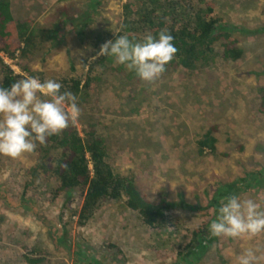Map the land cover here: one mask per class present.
I'll return each mask as SVG.
<instances>
[{"label":"rangeland","instance_id":"rangeland-1","mask_svg":"<svg viewBox=\"0 0 264 264\" xmlns=\"http://www.w3.org/2000/svg\"><path fill=\"white\" fill-rule=\"evenodd\" d=\"M124 1L12 0L15 14L33 19L36 34V47L19 61L47 79L83 74L95 33L119 24ZM212 1L215 14L242 49L238 59H223L217 47L214 62L192 73L179 67L153 82L117 73L93 89L87 104L78 101L79 118L95 123L115 172L134 175L151 200L164 196L190 206L171 211V219L176 218L173 230L162 233L147 227L123 200L103 199L83 226L77 227L73 216L67 229L71 244L57 245L62 232L58 212L63 210L67 221L68 208L76 200L66 208L65 194L52 199L46 189L35 187L29 191L35 207L31 199L20 204L23 170L34 164L35 154L15 159L0 155V264H26L20 258L22 244L47 249L51 264H78L74 246L79 234L99 249L103 242L112 243L115 247L106 251L111 256L120 250L117 264H186L177 252L202 220L197 207L207 204L225 183L263 170L264 116L257 112V87L264 85V0ZM0 56L4 60L6 55L0 51ZM7 60L20 72L16 59ZM75 123L80 131V122ZM211 124L218 125L216 152L198 154L196 140ZM253 182L233 194L264 206V184ZM245 249H253L257 264H264V233L251 239L217 237L193 264H236ZM83 264H89L87 259Z\"/></svg>","mask_w":264,"mask_h":264},{"label":"trees","instance_id":"trees-1","mask_svg":"<svg viewBox=\"0 0 264 264\" xmlns=\"http://www.w3.org/2000/svg\"><path fill=\"white\" fill-rule=\"evenodd\" d=\"M11 1L0 0V51L6 57L16 59L20 72H15L0 56V85L7 87L11 82L25 76L47 80L41 71L19 61L23 57H29L32 49L36 47V34L32 26L33 19L15 14ZM121 15L122 18L116 27L95 33L92 47L84 59L86 70L83 74L61 78L49 76L48 79L58 80L62 84L61 91H71L83 104H87L98 84L103 85L106 82L107 76L123 73L125 79L138 81L134 74L126 71L111 58L97 55L105 41L122 34L139 40L146 33L156 35L161 30H167L174 37L173 43L177 52L173 60L166 65L163 74L175 71L179 67L192 73L214 62L217 47L223 59L236 60L242 55L237 40L221 23V17L215 14V3L212 0H125ZM91 90L93 91L90 92ZM257 94V112L264 116V85L257 87ZM78 121L81 124L80 131L76 123L72 122L59 135L47 138L45 144H37L33 152L36 161L23 170L19 184L20 194L17 193L19 203L23 205L31 199V207H35V200L29 193L35 187L46 189L52 199L65 194L63 207L66 208L68 202L76 200L74 206L68 208L67 221L63 220V210L58 212L62 232L56 238L57 245L58 242L59 245H62L61 242L70 245L67 229L73 216H76V226H83L103 199L123 200L126 207L143 225L162 233L171 232L176 224V218L171 219V211L181 206L188 208L190 206L182 202H170L164 196L159 200L147 198L139 189L134 175L115 172L108 164L104 138L97 131L95 123L81 118ZM217 129V124H211L196 140L198 154L216 152ZM262 171H248L238 182L225 183L224 188H218L220 191L207 204L197 207L202 220L190 231L188 240L177 252V256H181L186 264L197 262L217 239L209 234L207 228L210 221L215 218L220 200L239 190H247L251 181H254L255 185L264 184V168ZM2 221L3 216L0 215V223ZM79 235L77 245L74 246L75 260L79 261L78 264H83L84 259H87L89 264L119 263L116 262L120 260L118 248L117 252H112L114 257L106 251L115 247L112 243L103 242L100 251ZM20 247L24 249L20 258L26 264H51L47 249L38 245L22 244Z\"/></svg>","mask_w":264,"mask_h":264},{"label":"clouds","instance_id":"clouds-1","mask_svg":"<svg viewBox=\"0 0 264 264\" xmlns=\"http://www.w3.org/2000/svg\"><path fill=\"white\" fill-rule=\"evenodd\" d=\"M173 40L167 30L156 35L146 33L139 40L122 34L105 41L97 55L111 58L142 81L153 82L166 71L177 52ZM61 89L58 80L42 81L34 76L17 79L7 87L0 85V155L15 159L33 153L37 144H45L47 138L59 135L79 119L77 95ZM207 230L213 237H256L264 233V206L236 194L224 197ZM257 261L253 249H245L236 258V264Z\"/></svg>","mask_w":264,"mask_h":264},{"label":"built area","instance_id":"built-area-1","mask_svg":"<svg viewBox=\"0 0 264 264\" xmlns=\"http://www.w3.org/2000/svg\"><path fill=\"white\" fill-rule=\"evenodd\" d=\"M7 59H8V58L5 56V57H4V60L8 61ZM8 62H9V61H8Z\"/></svg>","mask_w":264,"mask_h":264}]
</instances>
